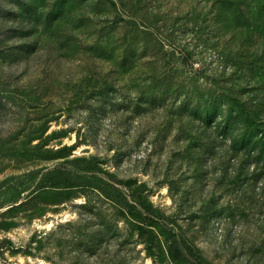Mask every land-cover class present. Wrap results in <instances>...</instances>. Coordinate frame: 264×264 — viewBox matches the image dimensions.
Masks as SVG:
<instances>
[{"label": "rangeland", "instance_id": "obj_1", "mask_svg": "<svg viewBox=\"0 0 264 264\" xmlns=\"http://www.w3.org/2000/svg\"><path fill=\"white\" fill-rule=\"evenodd\" d=\"M188 255L264 264V0H0V264Z\"/></svg>", "mask_w": 264, "mask_h": 264}, {"label": "trees", "instance_id": "obj_2", "mask_svg": "<svg viewBox=\"0 0 264 264\" xmlns=\"http://www.w3.org/2000/svg\"><path fill=\"white\" fill-rule=\"evenodd\" d=\"M171 252H174V245H171ZM187 259L188 264H203L199 260H197L195 257L188 255L185 257Z\"/></svg>", "mask_w": 264, "mask_h": 264}]
</instances>
